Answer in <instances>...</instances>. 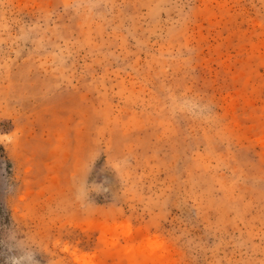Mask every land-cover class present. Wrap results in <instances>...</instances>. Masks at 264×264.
I'll list each match as a JSON object with an SVG mask.
<instances>
[{"label":"rangeland","instance_id":"1","mask_svg":"<svg viewBox=\"0 0 264 264\" xmlns=\"http://www.w3.org/2000/svg\"><path fill=\"white\" fill-rule=\"evenodd\" d=\"M18 245L264 264V0H0V264Z\"/></svg>","mask_w":264,"mask_h":264},{"label":"clouds","instance_id":"2","mask_svg":"<svg viewBox=\"0 0 264 264\" xmlns=\"http://www.w3.org/2000/svg\"><path fill=\"white\" fill-rule=\"evenodd\" d=\"M15 244V243H14ZM18 255L10 256L6 264H39L36 260V252L28 251L18 245Z\"/></svg>","mask_w":264,"mask_h":264}]
</instances>
